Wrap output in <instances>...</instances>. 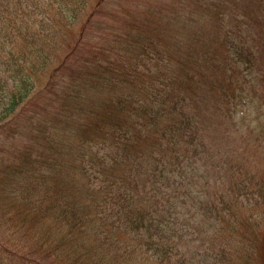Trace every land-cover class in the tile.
<instances>
[{"label": "trees", "instance_id": "1", "mask_svg": "<svg viewBox=\"0 0 264 264\" xmlns=\"http://www.w3.org/2000/svg\"><path fill=\"white\" fill-rule=\"evenodd\" d=\"M91 2L0 0V264H253L264 184L212 140L264 107V0L146 7L74 57ZM206 17L219 53L182 58Z\"/></svg>", "mask_w": 264, "mask_h": 264}, {"label": "rangeland", "instance_id": "2", "mask_svg": "<svg viewBox=\"0 0 264 264\" xmlns=\"http://www.w3.org/2000/svg\"><path fill=\"white\" fill-rule=\"evenodd\" d=\"M92 5L97 3L96 11L93 14V18L89 21V24L86 26L85 31L76 47V52L73 56L77 57L78 55L86 57L90 55L96 47H104L108 44L110 39H114L112 34L117 33H127L131 30L128 29L129 23L139 24L137 21H140L141 16L146 7H156L164 8L166 10H174L172 7L176 2L182 0H91ZM253 7L257 6L259 0H248ZM185 5V4H184ZM95 7V6H94ZM189 16L191 18H196L197 13L195 10H191ZM140 25V24H139ZM216 28H219L213 24V22L206 17L199 23L190 21L186 24V36H184V43L179 45L177 43L180 51H183L182 58H185L187 54L193 58L198 51H201L198 46L205 45L209 42V51L213 53L216 51L219 53L220 48L222 47L220 41H218V36L220 33ZM129 42L121 40L120 47L126 45L128 47ZM165 43L162 40L161 45ZM125 48V47H124ZM129 52L133 53L137 50V47H128ZM223 54L220 56L222 61ZM198 59L203 60V63L207 66H211L208 62V57L206 54L202 53L199 55ZM194 60H190L187 64H192ZM164 62V60L162 61ZM220 68V66L218 65ZM169 71L174 72L173 77L179 76V71L181 68L170 64ZM203 75V72L201 73ZM203 80V76L201 77ZM206 84H212L207 82ZM258 90L262 88L260 80L257 81ZM42 102V98L39 101L35 102V107H38V103ZM259 105V104H257ZM256 107V106H255ZM257 111L252 114L254 119L256 114L257 118L253 126V133L247 131L231 133L229 138L227 137H214L213 142H215L220 148L222 154L226 159L235 158L241 161L239 168L242 170H247L253 177L258 179L264 184V107H256ZM17 138V137H16ZM26 137V134L23 132L18 136V140H15L16 143L20 144ZM8 144V140L3 139L0 142L1 147H5ZM210 161L206 159L204 164V170L206 171V176H212V169ZM203 197L211 200L213 196V187L212 184L204 187V191L201 192ZM261 216L259 220V227L264 229V205L261 206ZM242 219L241 221L244 220ZM245 224V223H244ZM241 229L245 235L251 236L253 234V226L250 227L246 224L241 226ZM252 239V244L255 248V261L253 264H261L262 256L264 252V235H255L250 237Z\"/></svg>", "mask_w": 264, "mask_h": 264}]
</instances>
